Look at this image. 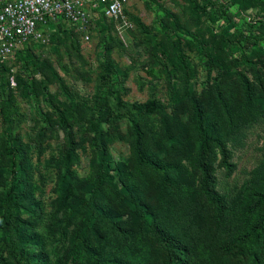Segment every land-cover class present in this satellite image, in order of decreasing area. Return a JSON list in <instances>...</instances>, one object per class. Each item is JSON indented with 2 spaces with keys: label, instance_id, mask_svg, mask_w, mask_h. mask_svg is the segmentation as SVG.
<instances>
[{
  "label": "trees",
  "instance_id": "trees-1",
  "mask_svg": "<svg viewBox=\"0 0 264 264\" xmlns=\"http://www.w3.org/2000/svg\"><path fill=\"white\" fill-rule=\"evenodd\" d=\"M202 1L186 0L194 32L159 5L161 38L150 39L167 78L168 106L122 99L127 72L111 58L110 37L89 101L70 91L49 60L24 59L38 42L15 58L39 79L14 76L0 63V264H264V143L240 186L221 193L215 176L219 157L230 175V147L264 123V0H227L234 11L218 0ZM250 10L258 12L253 19ZM203 18L211 23L208 37L200 29ZM95 26L110 32L115 23L102 15ZM58 33L50 39H56L54 51L73 37ZM186 50L199 54L200 91ZM11 76L35 100L56 83L68 101L63 107L54 96L43 99L33 143L16 133ZM55 127L62 143L42 160ZM115 141L127 143L126 157L113 156ZM86 147L90 159L81 175ZM52 178L55 198L47 211L42 194Z\"/></svg>",
  "mask_w": 264,
  "mask_h": 264
},
{
  "label": "rangeland",
  "instance_id": "rangeland-1",
  "mask_svg": "<svg viewBox=\"0 0 264 264\" xmlns=\"http://www.w3.org/2000/svg\"><path fill=\"white\" fill-rule=\"evenodd\" d=\"M197 1L200 4L203 3L202 0ZM218 1L220 5L229 9V11H234V7H231L227 0ZM159 5L166 10H170L179 17L183 25V30H186V27H190L193 32L198 30L194 22L193 24L190 23L189 17L191 13L187 8L186 0H155V2H151V0H128V4L126 5L127 14L136 19L133 28L123 30V32L119 34L116 26L111 28L110 32H101L94 25L91 31L86 33L64 22L50 23L43 31L48 41L45 43H35L31 46L30 51L23 53L25 57L23 58L28 61L33 60V56H37L49 60L53 69L65 81L70 91L89 101L95 91L96 76L100 71L99 64H103L106 60L103 41L110 37L114 40L111 58L122 70L127 72V78L123 84L124 86L121 85L120 90L122 99L130 103H143L148 100H158L165 106H168L170 102V93L168 91L167 78L163 66L153 55V42L150 39L152 36L155 37V40L161 38L162 31L160 30V22L164 16V12ZM257 14V10H250L248 12L251 19L255 18ZM138 23L142 25V30L138 27ZM215 25H223V22L219 21ZM208 26L210 27L211 23L203 18L200 29L205 37L209 35L206 30ZM59 28L62 32H73V37L71 41H67L64 47L60 48L58 51H54L56 49V39L54 40L55 42H51L50 39L59 34ZM86 34H88V40H85ZM60 36L62 35L60 34ZM196 42L197 41L194 43ZM185 55L187 57L189 56L191 63L195 64L197 68V88L198 91H200L202 89V82L205 79V73L200 64L199 54L195 50L193 52L186 50ZM223 55L226 57V52H224ZM238 56V53H233V57ZM25 60L22 62L21 60L18 61L14 56V59L7 63L10 66L11 73L14 76L18 74L24 79H30V77L39 79V76L36 75L33 69L25 68ZM11 88V100L18 116L17 120H19L16 133L21 137L24 143H33L36 133L41 128L39 112L40 110H45V107L42 105L44 98L50 99L54 96L63 107H68L66 96L59 90L56 83L48 84L43 94L39 97V100L31 98V95L26 96L27 92L24 91V88L18 89L16 85L13 87L11 86ZM0 98H2L1 92ZM2 128L0 119V136ZM121 129L123 132L126 131V122L121 124ZM62 137L63 134L60 129L55 127L53 136L46 139L45 145L48 146H46V150L41 158L42 160L48 159L52 154L57 153L59 144H61L63 140ZM263 143L264 123L247 131L241 146L238 148L230 147L232 151L230 162L234 165V168L229 176H227V172L220 162V157L218 158L215 163V176L217 178V190L219 192H229L234 187L240 186L241 183L248 178L249 172L259 161V149L262 147ZM110 149L117 160L128 155V146L126 142L115 141ZM36 158L37 153L34 154L33 160H36ZM89 159L90 151L89 148L86 147V151L81 152V165L77 168L81 175L87 173ZM53 181L54 179L52 178L46 182L45 190L42 194V200L47 211L50 210V202L55 198L52 190Z\"/></svg>",
  "mask_w": 264,
  "mask_h": 264
},
{
  "label": "built area",
  "instance_id": "built-area-1",
  "mask_svg": "<svg viewBox=\"0 0 264 264\" xmlns=\"http://www.w3.org/2000/svg\"><path fill=\"white\" fill-rule=\"evenodd\" d=\"M127 4L128 0H0V63L13 60L32 41L47 42L43 31L50 23L64 22L88 33L103 15L121 34L134 24L125 14ZM10 85L15 86L13 78Z\"/></svg>",
  "mask_w": 264,
  "mask_h": 264
}]
</instances>
